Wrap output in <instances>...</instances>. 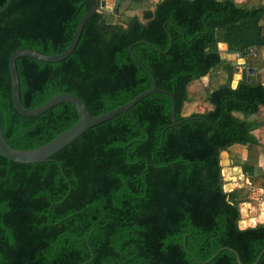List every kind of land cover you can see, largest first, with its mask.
I'll return each mask as SVG.
<instances>
[{
    "label": "trees",
    "instance_id": "1",
    "mask_svg": "<svg viewBox=\"0 0 264 264\" xmlns=\"http://www.w3.org/2000/svg\"><path fill=\"white\" fill-rule=\"evenodd\" d=\"M90 7L86 0H13L0 14V125L13 147L44 145L80 114L67 101L21 114L10 56L21 48L65 51ZM139 40L161 49L133 47L158 87L173 93L182 122L172 125V98L155 92L53 160L21 163L0 154V264H239L229 249L203 262L225 246L252 264L264 249V222L240 226L246 198L241 189L225 190L221 165V153L235 146L264 153V81L233 86L235 65L219 48L224 42L245 66L264 68V2L121 0L112 13L100 8L65 59L17 60L23 104L36 108L62 92L78 95L93 115L126 104L153 87L129 50ZM253 166L243 169L264 187V172Z\"/></svg>",
    "mask_w": 264,
    "mask_h": 264
},
{
    "label": "water",
    "instance_id": "2",
    "mask_svg": "<svg viewBox=\"0 0 264 264\" xmlns=\"http://www.w3.org/2000/svg\"><path fill=\"white\" fill-rule=\"evenodd\" d=\"M12 1L13 0H8L6 4L2 8H0V14L8 9ZM86 1L91 4V7L80 20L77 29L75 31V34L73 36V39L65 51L58 54H46L34 48H21L16 50L10 56L9 59V71L12 82L13 102L15 104L16 109L21 114L28 116L38 115L44 113L45 111H47L48 109L52 108L57 104L67 101L72 103L77 108L80 114V119L72 127L61 132L46 144L32 149H19L13 147L7 141L4 131L0 125V154H2L3 156L21 163H37V162H46L53 160V156L58 151H60L62 148L70 144L72 141H74L76 138L81 136L87 130H89L95 125L108 121L119 114H123V113L129 114V110L134 105H136L141 99L155 92L166 93L172 98L173 100L172 112H171L172 121H173L172 125H178L179 123L182 122V121L181 122L177 121L176 118L177 102L173 93L158 87L157 80L153 71L149 69L133 51L134 45L138 43H145L153 47L154 49L161 51V49L153 46L151 43H149L146 40H139L135 42L134 44L130 45L129 50L131 54L134 56V58L137 60V62L142 66V68L145 69V71H147L151 75L153 79V87L138 94L126 104L121 105L105 113L99 115H93L87 104L83 101V99L80 98L78 95L70 92L58 93L36 108H28L23 104L21 99V84H20V78L17 68V60L20 57H30L45 62H58L68 57L74 51L88 19L91 18L95 12L99 11L100 8L108 9L109 7L108 0H86ZM120 3L121 0H114L113 9L118 8ZM145 15L151 16L152 12L149 10L146 12ZM220 53L222 58L225 57L224 56L225 54H231L237 56L235 51L229 50L227 48L225 50H220ZM232 63L235 65V75L237 74L239 76L238 80L254 82V81H260L262 79V71L256 70L253 66H245L242 64L243 62H241L239 59L232 61ZM224 249H229L232 252H234L237 256V260L239 264H243L241 262L239 253L235 249L228 246L222 247L214 256L203 262L208 263L212 261ZM263 253H264V249L260 252L257 259L252 264H257L260 261Z\"/></svg>",
    "mask_w": 264,
    "mask_h": 264
},
{
    "label": "crops",
    "instance_id": "3",
    "mask_svg": "<svg viewBox=\"0 0 264 264\" xmlns=\"http://www.w3.org/2000/svg\"><path fill=\"white\" fill-rule=\"evenodd\" d=\"M242 1V0H237ZM258 2H264V0H258ZM220 46L227 47V44L224 42L219 43ZM245 64V59H243ZM256 70L262 71V79L264 81V68ZM204 80H208V76L204 77ZM237 80H233V86H236L238 83ZM236 83V84H234ZM222 153H225L227 156L226 162L228 165L224 168V180L227 182L230 187L229 191L234 189H242L248 187L250 189V194L244 195L245 200L240 204L242 219L240 221V226L242 228L252 227L258 223L264 222V187H257L254 185V175L251 172H246L243 169V164H251L253 167L260 171L264 172V153L257 156V151L251 150L248 146H235L231 150H225ZM240 161L237 163L236 160ZM222 160V159H221ZM222 163V162H221ZM223 166V164H221ZM231 170V173H230ZM233 170V171H232ZM230 173V174H229ZM229 175V176H227ZM246 189V188H245ZM245 212V213H244ZM245 215V216H244ZM263 215V216H262ZM250 217V218H248ZM261 217V218H260ZM244 218V219H243ZM245 221L246 223H243Z\"/></svg>",
    "mask_w": 264,
    "mask_h": 264
},
{
    "label": "rangeland",
    "instance_id": "4",
    "mask_svg": "<svg viewBox=\"0 0 264 264\" xmlns=\"http://www.w3.org/2000/svg\"><path fill=\"white\" fill-rule=\"evenodd\" d=\"M108 5H109V7H108V9L107 8H105L104 10L106 11V12H109V13H112L113 12V6H114V0H108ZM219 48H220V50H222V46H220V44H219ZM225 57V59H227V60H229V61H234V60H236V59H240V58H238L237 56H235V55H231V54H225L224 55ZM240 61L241 62H243L242 61V59H240ZM234 79L235 80H237V79H239V76L236 74L235 76H234ZM207 81V80H206ZM234 84H236V83H234ZM197 110L198 111H204V108L203 107H198L197 108ZM221 164H223V169H222V172H224V168L228 165L227 164V162H226V160L225 159H227V156H226V154L225 153H221ZM228 166H231V164L230 165H228ZM233 171V170H232ZM230 173H231V170H230ZM229 173V174H230ZM224 174V173H223ZM227 176H229V175H227ZM228 183L227 182H225V184H224V188H225V190L226 191H229V189H228V187H230L229 185H227ZM246 188V189H245ZM241 191H242V195H249L251 192H250V189L248 188V187H244V188H242L241 189Z\"/></svg>",
    "mask_w": 264,
    "mask_h": 264
},
{
    "label": "built area",
    "instance_id": "5",
    "mask_svg": "<svg viewBox=\"0 0 264 264\" xmlns=\"http://www.w3.org/2000/svg\"><path fill=\"white\" fill-rule=\"evenodd\" d=\"M254 53H255V50H254V49H251V50H250V54H254ZM236 54H237V57H238V58H240V59H242V60L244 59V58L240 57V54H239V53H236ZM243 62H244V60H243Z\"/></svg>",
    "mask_w": 264,
    "mask_h": 264
},
{
    "label": "bare ground",
    "instance_id": "6",
    "mask_svg": "<svg viewBox=\"0 0 264 264\" xmlns=\"http://www.w3.org/2000/svg\"><path fill=\"white\" fill-rule=\"evenodd\" d=\"M222 50H225V46L223 45L222 46ZM240 60V59H239ZM245 213V212H244ZM245 216V215H244ZM263 216V215H262ZM248 218H250V217H248ZM261 218V217H260ZM244 219V218H243ZM243 223H246L245 221H243Z\"/></svg>",
    "mask_w": 264,
    "mask_h": 264
}]
</instances>
